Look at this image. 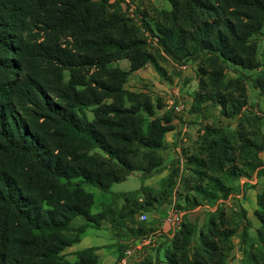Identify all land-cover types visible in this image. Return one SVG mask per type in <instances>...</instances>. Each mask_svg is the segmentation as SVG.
Returning <instances> with one entry per match:
<instances>
[{"label": "trees", "instance_id": "16d2710c", "mask_svg": "<svg viewBox=\"0 0 264 264\" xmlns=\"http://www.w3.org/2000/svg\"><path fill=\"white\" fill-rule=\"evenodd\" d=\"M122 1L0 0V264H93L92 248L77 251L72 260L62 250L102 217L119 231L126 222L141 227L135 214L157 197L165 200L171 184L158 191L141 186L143 203L123 193L117 210L118 195H113L103 211L91 214L92 194L83 187L108 191L134 170L145 178L162 168L157 150L163 147L168 119L154 117L148 101L124 106L122 87L128 74L147 62L164 75L157 57L176 62L193 57L199 88L191 108L200 110L209 102L235 119L233 129L205 124L186 155L185 203L226 195L238 175L261 165L257 153L264 139L259 117L247 104L243 73L233 67L239 76L225 81L224 75L228 62L255 67V43L249 40L264 26V0H169L170 10H153V27L144 7L135 21ZM145 32L156 38L159 49L146 50ZM121 58L129 61L128 69L109 66ZM248 78L264 91V70ZM139 110L150 117L144 128ZM235 151L239 164L233 163ZM139 156L140 164H134ZM166 180L171 182V175ZM78 215L86 224L68 237L69 223ZM255 215L264 242V216ZM214 228L209 220L210 235ZM217 254L207 234L193 240L187 222L163 250L168 264H207V255L212 264H223V253ZM145 260L141 264H151Z\"/></svg>", "mask_w": 264, "mask_h": 264}, {"label": "rangeland", "instance_id": "374dc122", "mask_svg": "<svg viewBox=\"0 0 264 264\" xmlns=\"http://www.w3.org/2000/svg\"><path fill=\"white\" fill-rule=\"evenodd\" d=\"M122 7L127 9L126 12L135 21L140 19V15L137 14L138 10L144 7L149 15L147 19L153 27V21L150 20V16L156 14L153 10H170L172 6L169 0H123ZM144 36L146 37L145 48L147 51L154 52V50L159 49L155 37L146 32ZM249 41L255 43L254 55L253 53L251 54V56L253 55L255 67L245 68L228 62L229 67L225 70L224 80L239 76V73L235 72L233 67L243 73L247 104L251 107L253 114L259 117V129L264 139V91L254 88L248 78L249 76L255 77L257 73L264 70V26ZM162 57H157V60L164 70V75L157 73L151 62L145 63L141 68L128 74L122 84L126 92L124 106H141L148 101L151 105L153 116L157 118L186 120L199 117L206 121L205 124L220 122L227 129L235 128V119L221 115L219 109L209 102L201 103L200 107L202 109L200 110L191 108L192 98L199 88L197 62L193 57L185 58L180 62L172 60L167 55ZM109 66L126 70L129 68V61L121 58L111 61ZM92 71L93 69L89 68L85 72L87 80ZM68 75V71H64L65 80ZM103 101L109 102L108 99ZM174 105L179 106V110H175ZM90 109H85V112L87 118L92 120L93 116ZM139 112L146 118L143 123L144 128L146 120H149L150 117L142 110H139ZM195 145V142H193L192 150ZM182 147L183 155L186 157L188 152H185V146ZM160 150H157V152L159 153ZM96 151L100 153L99 150ZM179 153L182 154L181 147ZM232 156L233 163L239 164V153L235 151ZM257 156L261 161V165L247 174L238 175L233 180L232 188L226 195L218 192L215 196L198 205L189 206L181 196V194L184 196L187 194L181 188L182 179L188 174V171H185L187 170L185 158L180 162L176 153L171 154L170 157L172 158L168 160V166H165L168 168L167 178L171 175V182L166 180L161 188L163 189L166 183L171 184L170 191L165 196V206L163 208L160 207L162 210H159L160 208L158 207L159 214L157 215L155 213L156 210H154L157 207L151 205V213H146V219L141 221L147 223V219H153L154 221L163 222L164 216L166 218L175 214L174 211L180 210L181 215L178 223L171 224L165 221L166 231L172 232V235L166 240H162L160 245L155 242L149 248V253L145 250V255H140L141 257L137 258V260H130L128 264H141L146 262L145 259L147 257L151 260V264H168L163 257V250L170 245L173 235L180 229L181 224H185V222L192 225L193 240L197 241L201 232L202 235L207 234L209 240L217 244L218 254L223 253V264H264V242L258 238L256 232L261 227V223L255 215V212H257L264 216V149L259 151ZM142 159V156H139L133 159V163L140 164ZM161 162H163V159ZM137 172L141 173L140 170H134L124 181L113 183L109 191H103L90 184H83V187L92 192L95 205H97L99 202L111 200L113 195L119 196V194H123L126 191L138 188L140 178L136 174ZM173 195L175 198H173ZM209 220H213L215 226L214 233L211 235L207 229ZM224 233H227V236ZM122 245L121 248L123 247ZM204 260L207 261V264L213 263L209 259V255L205 256Z\"/></svg>", "mask_w": 264, "mask_h": 264}, {"label": "crops", "instance_id": "0c3cea01", "mask_svg": "<svg viewBox=\"0 0 264 264\" xmlns=\"http://www.w3.org/2000/svg\"><path fill=\"white\" fill-rule=\"evenodd\" d=\"M205 122L206 121L204 119L199 117L186 120H178L173 118L166 121L164 124L167 126V129L163 134V147L159 152V155L163 159L162 168L158 172L145 178H142L141 173L137 172L136 174L140 178V185L138 188L126 191L124 193H132V196L135 197L137 201L143 203L145 201V195L141 190H139L141 186L152 191L160 190L168 176V168L165 166H168L167 162L172 158L170 155L176 153V156H179V160L182 162V160L185 158L183 155L184 151L182 146H185V152H188L186 155L193 151L192 144L202 134ZM177 145L179 147L178 151L176 150ZM180 147L182 154L179 153ZM90 193L92 194V192ZM120 195L121 194H119V196ZM119 196L115 199V206L117 210L124 203L123 197ZM92 198L93 202L90 208L91 214H96L103 211L106 205L112 200L99 202L97 205H95L93 194ZM173 198H175L174 195ZM152 205L157 207V209L154 210H156L155 213L158 215L159 210H162L161 208L165 206V202L162 200V198L157 197V200H153ZM158 207L161 208L158 210ZM174 212L179 216L181 215L180 210ZM140 213H144L145 215L146 213H151V207L147 210L140 209L135 214V220L144 223V225L141 227L126 222L119 231L116 227L111 225L107 217L100 218L98 220L97 226H85L78 234V240L63 248V255L65 258L72 260L74 258V254L77 251L92 248L93 254L96 257V262L93 264H128L130 260H137V258L141 257L140 255L146 254L145 250L149 253V248L153 246L155 242L157 245H160L162 240L164 241L172 235V232L169 233L166 231L167 227L164 220L165 216L162 219L163 222L147 219L148 221L146 223L145 221L138 219ZM85 224L86 220L84 217L80 215L75 216L69 223L71 230L67 232V236H75L76 228ZM121 244H123L122 246L124 249L123 247L121 248ZM161 252L160 254L162 255Z\"/></svg>", "mask_w": 264, "mask_h": 264}, {"label": "built area", "instance_id": "2783aa9c", "mask_svg": "<svg viewBox=\"0 0 264 264\" xmlns=\"http://www.w3.org/2000/svg\"><path fill=\"white\" fill-rule=\"evenodd\" d=\"M174 109L175 110H179V106H177V105H174ZM178 145L176 146V150L178 151ZM179 215L178 214H172V215H170V216H167L166 218H165V221L166 222H169V223H171V224H177L178 223V220H179ZM138 219L139 220H145L146 219V215L144 214V213H140L139 214V216H138Z\"/></svg>", "mask_w": 264, "mask_h": 264}]
</instances>
